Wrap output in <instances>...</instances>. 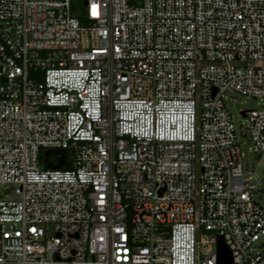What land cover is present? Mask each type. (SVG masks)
<instances>
[{"label":"built area","instance_id":"built-area-1","mask_svg":"<svg viewBox=\"0 0 264 264\" xmlns=\"http://www.w3.org/2000/svg\"><path fill=\"white\" fill-rule=\"evenodd\" d=\"M241 139L264 0H0V264H264Z\"/></svg>","mask_w":264,"mask_h":264},{"label":"rangeland","instance_id":"rangeland-1","mask_svg":"<svg viewBox=\"0 0 264 264\" xmlns=\"http://www.w3.org/2000/svg\"><path fill=\"white\" fill-rule=\"evenodd\" d=\"M224 104L231 116L236 131L246 134V122L243 120L240 112L242 110H254L258 108L259 102L241 96L235 92H227L223 98ZM242 151L245 154L244 165L250 174L255 175L259 181L257 190L253 193V200L256 201L264 210V152H255L254 145L250 139L240 140ZM262 242L255 247L261 251Z\"/></svg>","mask_w":264,"mask_h":264},{"label":"water","instance_id":"water-1","mask_svg":"<svg viewBox=\"0 0 264 264\" xmlns=\"http://www.w3.org/2000/svg\"><path fill=\"white\" fill-rule=\"evenodd\" d=\"M64 165V153H45L43 166L49 169H61ZM218 264H232V256L221 238L217 243Z\"/></svg>","mask_w":264,"mask_h":264}]
</instances>
